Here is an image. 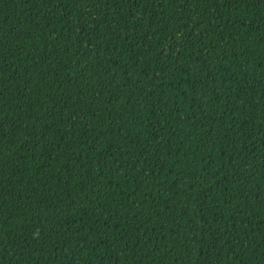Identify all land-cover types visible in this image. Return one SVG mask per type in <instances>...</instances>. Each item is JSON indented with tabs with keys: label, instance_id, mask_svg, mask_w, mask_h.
Returning <instances> with one entry per match:
<instances>
[{
	"label": "trees",
	"instance_id": "16d2710c",
	"mask_svg": "<svg viewBox=\"0 0 264 264\" xmlns=\"http://www.w3.org/2000/svg\"><path fill=\"white\" fill-rule=\"evenodd\" d=\"M0 264H264V0H0Z\"/></svg>",
	"mask_w": 264,
	"mask_h": 264
}]
</instances>
